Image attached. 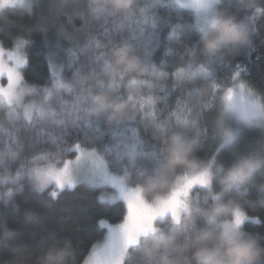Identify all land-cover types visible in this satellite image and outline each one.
<instances>
[{"label":"snow or ice","instance_id":"1","mask_svg":"<svg viewBox=\"0 0 264 264\" xmlns=\"http://www.w3.org/2000/svg\"><path fill=\"white\" fill-rule=\"evenodd\" d=\"M184 7H190L197 14V27L203 31L210 14L219 12L217 5L223 0H177ZM36 0H0V10L17 6L31 9ZM160 0H136L133 10L122 14L111 10L103 0H87L81 12V5H70L68 0H60L53 4V14L66 16L69 21L73 14L63 11L64 8H74V13L81 22V28L89 33V40L78 52L71 53L69 66L71 77L65 76L62 66L49 61V70L53 77L52 83L44 87L25 86L22 69L28 64L24 49L29 40L23 33H0V108L19 106L22 111L9 112L11 126L6 133L5 143L14 147L15 151L0 157V179L6 191L3 206L13 201L14 193L20 191L25 184H30L39 192L50 189L49 195L57 198L65 189H76L80 184H87L95 189L111 190L110 196L101 195L100 201L114 202L117 198L124 202L123 219L118 224H110L101 219L99 224L106 228L107 235L102 244H93L90 251L79 264H127L132 251L141 243L142 238L153 236L163 239L167 234L177 235L171 260L181 259L183 264H196L191 256L192 239L205 228L206 217L201 213L218 204H225L230 199L234 201L223 220L225 227L240 229L245 221L262 223L259 215H249L245 206L255 207V203L245 198L252 188L260 194L259 204L264 205V93L254 90L242 77L245 69L235 67L228 82L225 83L213 77V65L224 59L206 58L200 53V48L185 50L182 60L186 63L171 73L174 77V87L187 84L197 90V95L190 94L183 102V114L176 110L168 112L163 117L165 108L157 112L162 103V97L156 93L167 91L160 80L167 74L157 71L155 65H147L148 72L144 75L130 76L124 72L111 71L110 53L114 48L130 47L136 54L133 45L143 34V26L155 23L149 20L148 11L154 8ZM240 6L246 14L249 31L253 34L259 19H264V0H230ZM136 10L146 13L144 20L136 15ZM180 25L171 28L169 37L178 36L183 32ZM95 32L96 36H91ZM64 34L63 29L60 32ZM98 37L103 38V42ZM15 41V46L6 50ZM172 48L168 49L171 53ZM147 55V53H146ZM82 57L87 58V68ZM83 78L86 85L79 83ZM203 84L205 87L198 88ZM65 92L70 97L65 98ZM100 92H108L116 101L124 100L131 109L130 123L138 116L143 121V129L151 131L160 166L154 175L145 172L133 175L121 155L113 156L108 144L100 147L94 138L89 137L85 130L92 124L94 117L89 109L88 100ZM55 97L56 106L52 100ZM30 103L25 104V99ZM215 113L212 120L211 140L215 150L206 159L197 156V151L209 139L205 126L206 117ZM176 119L173 120L172 117ZM252 129H259L261 139L253 143L250 140L240 148L245 137ZM77 131L82 139L69 141L68 137ZM173 132H180L185 142L191 147L192 154L199 166L193 172L176 170L169 172L165 160V148L168 137ZM132 137L128 155L131 156L142 138L136 128H130ZM123 141L118 140L120 148ZM34 149L31 159L20 160L27 147ZM233 152V159L225 164L218 158L223 153ZM10 157V159L5 158ZM20 167L12 174L14 164ZM162 176L170 177L167 190L146 192V183L158 185ZM9 185H14L15 190ZM201 190L205 193L201 198ZM189 202L194 203L193 211H188ZM9 233L7 229L0 234V249L14 255L23 252L30 258L47 249L41 247L29 251L26 242L15 244L5 243ZM260 237V236H259ZM264 237H260V240ZM54 242L53 245L63 246ZM71 260L74 264V249L71 247ZM264 264V262H262Z\"/></svg>","mask_w":264,"mask_h":264},{"label":"trees","instance_id":"2","mask_svg":"<svg viewBox=\"0 0 264 264\" xmlns=\"http://www.w3.org/2000/svg\"><path fill=\"white\" fill-rule=\"evenodd\" d=\"M59 2L60 0H41L31 9L17 6L0 10V33L13 35L23 33L22 38L29 40L24 49L28 64L22 69L25 85L28 88L44 87L52 83L50 60L62 66L65 76L71 77L72 69L69 66L71 53L78 52L90 38L88 31L81 28L79 18L74 15L76 9L71 7L63 9L64 12L73 14L71 21L66 16L53 14L51 6ZM68 2L70 5H81L79 9L81 12L86 10L83 6L87 0H68ZM149 2L151 0H144V3ZM48 4H52L50 8H46ZM44 10L53 17V22L48 25L43 21ZM217 10L235 16L238 22L247 20L246 14L238 8L237 4L230 3V0H223ZM148 16L149 20L155 23V27H151L150 24L143 26V34L133 41L136 54L143 63L155 65L158 72L167 74L166 79L159 81L167 91L156 93L163 98L162 103L157 107V112L165 108L166 102L167 110L163 113L164 118H167L168 112L172 110L182 115L183 102L189 98L190 94L197 95V90L188 87L187 84L174 87L175 81L171 73L186 63V60H182V57L186 55L185 50L200 48L202 31L197 27V14L192 9L179 4L177 0H160L154 8L149 9ZM177 24L184 31L170 38L171 28ZM255 27L257 31L252 34L250 43L230 52L223 62L214 63L213 77L227 83L231 73L239 65L245 69L242 79L254 90L264 93V19H259ZM61 29H63V35L60 34ZM91 36H96V33H91ZM98 38L103 42L102 37ZM55 43L58 46L56 49L53 48ZM14 45L13 40L7 49L13 48ZM169 48H172L171 53L168 52ZM82 60L86 70L87 58L82 57ZM79 83L86 85L87 81L81 78ZM203 87L205 85H198V88ZM65 98L70 100L66 92ZM52 103L56 106L55 97ZM214 115L215 113H211L205 119L209 139L196 153L201 159H206L215 150V144L210 138ZM172 119L175 120L176 117L173 116ZM10 126L11 120L8 118L7 110L0 109V157L15 151L14 147L5 143ZM130 128H136L143 141L136 146L131 156L128 155L132 140ZM85 132L89 137L94 138L100 147L108 144L113 156L121 155L125 162H130L129 166L133 175L145 172V178H147L154 175L160 166L156 141L151 131L143 129V121L139 116L130 125L126 121L109 125L106 123V117L93 119ZM256 135L254 129L250 130L240 148H243L247 141L252 142ZM81 136L80 132L73 131L68 140L71 142L82 139ZM118 140L123 141L120 148L117 147ZM33 151L34 149L30 146L27 147L24 154L20 156V160H30L32 158L30 153ZM5 158L10 159V157ZM218 158L221 162L228 164L233 159V152H225ZM19 167V163L14 164L12 174H15V170ZM3 178V172L0 170V179ZM260 182L264 181L258 180V183ZM9 187L15 190L14 185ZM6 191L7 189L0 185V234L5 229L9 233L5 243L26 242L29 245V251H35L41 247L47 249L54 242L62 244L63 241H71L75 253L74 264H79V261L90 251L91 246L100 244L106 237L107 230L100 226L99 221L103 219L107 223L118 224L122 221L125 211L123 200L101 202L99 197L103 195L102 189H95L87 184H80L72 190L65 189L57 198L49 195L50 189L39 192L30 184H25L20 191L14 193L13 201L3 206L2 201L7 198ZM200 195L203 198L205 193L201 191ZM259 196L258 190L252 188L245 199L254 202L255 207L246 205L245 210L249 215H259L264 221V205L259 204ZM242 229L264 237V222L257 224L245 221ZM260 243L264 245V239H261ZM0 264H17V262L7 250L0 249ZM127 264H139L138 248L132 251Z\"/></svg>","mask_w":264,"mask_h":264},{"label":"clouds","instance_id":"3","mask_svg":"<svg viewBox=\"0 0 264 264\" xmlns=\"http://www.w3.org/2000/svg\"><path fill=\"white\" fill-rule=\"evenodd\" d=\"M103 3L115 12L128 14L133 10L136 0H103ZM136 15L144 20L146 13L136 10ZM150 24V23H149ZM252 33L247 25L238 22L236 17L222 12L210 14L207 24L200 35V53L210 59H226L236 48L250 43ZM111 71L124 72L130 76L144 75L148 66L128 46L114 48L110 53ZM89 109L94 117H106V123L119 124L128 120L131 109L124 100L116 101L108 92H100L88 100ZM166 166L169 172L183 170L193 172L199 166L192 154L191 147L185 142L180 132H173L168 137L165 148ZM149 178H146V180ZM170 177L162 176L158 185L146 183L145 190L149 194L159 188L167 190ZM234 203L229 200L205 209L201 214L206 217L205 228L192 239L190 249L196 264H262L264 262V245L260 243L258 234L240 229L225 227L223 220L227 217L229 208ZM195 208L189 202L188 211ZM177 235L167 234L163 239L153 236L142 238L137 246L139 249V264H183L181 259L171 260ZM71 241H65L63 246L53 245L42 253L29 257L17 251L14 255L18 264H72Z\"/></svg>","mask_w":264,"mask_h":264},{"label":"rangeland","instance_id":"4","mask_svg":"<svg viewBox=\"0 0 264 264\" xmlns=\"http://www.w3.org/2000/svg\"><path fill=\"white\" fill-rule=\"evenodd\" d=\"M41 0H36V3H38V2H40ZM35 3V4H36ZM52 4H48L47 6H46V8H50L49 6H51ZM216 7H218V5L216 6ZM186 8H189V9H192V8H190V7H186ZM238 8L240 9V6L238 5ZM193 11H195L194 9H192ZM43 12V11H42ZM42 16H44V20L43 21H45V23L48 25L49 23H52L53 22V17L51 16H49V13L47 12V11H45L44 10V12H43V15ZM51 26H52V24H51ZM55 42V41H54ZM53 43V42H52ZM15 46V45H14ZM53 48H58V46H57V44L55 43V45L53 46ZM11 49V48H10ZM10 49H7L6 48V50H10ZM52 52V51H51ZM26 86V85H25ZM27 87V86H26ZM31 101L30 100H28L27 98L25 99V101H24V103L25 104H27V103H30ZM0 109H6L7 110V112H8V118L11 120V117L9 116V112H12V113H15V112H20V111H22V109H20L19 108V106H11L10 108L9 107H3V108H0ZM255 130V132H256V136L254 137V139H253V143H256V142H258L260 139H261V137H262V133L260 132V130L259 129H254ZM102 191H103V195H105V196H110L111 195V190H107V189H102ZM201 191H203V190H201ZM116 200H122V199H119V198H117ZM115 200V201H116ZM104 241V240H103ZM103 241L100 243V244H102L103 243Z\"/></svg>","mask_w":264,"mask_h":264}]
</instances>
